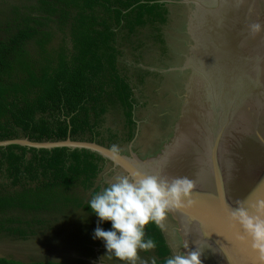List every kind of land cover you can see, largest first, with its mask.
<instances>
[{"label": "water", "instance_id": "1", "mask_svg": "<svg viewBox=\"0 0 264 264\" xmlns=\"http://www.w3.org/2000/svg\"><path fill=\"white\" fill-rule=\"evenodd\" d=\"M76 4L98 144L0 147L95 153L104 187L137 172L193 179L192 205L169 212L166 230L145 227L156 247L140 251L137 264H164L196 246L202 264H262L230 212L241 202L256 215L264 200V0Z\"/></svg>", "mask_w": 264, "mask_h": 264}, {"label": "trees", "instance_id": "2", "mask_svg": "<svg viewBox=\"0 0 264 264\" xmlns=\"http://www.w3.org/2000/svg\"><path fill=\"white\" fill-rule=\"evenodd\" d=\"M66 138L98 144L76 0H0V141ZM101 171L87 150L0 147V232L26 236L6 226L22 224L16 213L81 208L97 218L76 192L103 189Z\"/></svg>", "mask_w": 264, "mask_h": 264}, {"label": "clouds", "instance_id": "3", "mask_svg": "<svg viewBox=\"0 0 264 264\" xmlns=\"http://www.w3.org/2000/svg\"><path fill=\"white\" fill-rule=\"evenodd\" d=\"M261 28L260 22L249 25L252 35L258 34ZM112 151H118L116 146ZM194 188L193 179L187 176L168 177L140 172L132 177L115 176L107 187L91 195V212L99 222H111V230L105 231L97 226L93 239L102 240L107 253H111L121 264H137L140 251L147 252L156 247L153 239L145 240V227L154 224L166 230L168 213L191 206ZM237 205L230 212V220L243 229L245 235L238 239L243 241L245 237L250 238L252 250L258 253L264 264V200L257 201L253 206L256 215H250L241 202H237ZM182 248H189L186 240ZM201 255L202 251L196 246L195 250L180 251L167 258L164 264H202ZM140 264L147 262L141 261ZM151 264H157L155 258Z\"/></svg>", "mask_w": 264, "mask_h": 264}, {"label": "rangeland", "instance_id": "4", "mask_svg": "<svg viewBox=\"0 0 264 264\" xmlns=\"http://www.w3.org/2000/svg\"><path fill=\"white\" fill-rule=\"evenodd\" d=\"M9 3L13 0H2ZM97 183L104 184L103 174ZM76 196L82 202L90 201L89 192L77 190ZM22 224L6 225L19 227L24 238L0 232V258L21 263L62 262L74 264H118L111 253H107L104 242L93 239L97 226L111 230L108 221L99 222L86 210L67 208L60 212L45 214L16 213ZM32 219L35 222L29 223Z\"/></svg>", "mask_w": 264, "mask_h": 264}, {"label": "flooded vegetation", "instance_id": "5", "mask_svg": "<svg viewBox=\"0 0 264 264\" xmlns=\"http://www.w3.org/2000/svg\"><path fill=\"white\" fill-rule=\"evenodd\" d=\"M100 176L102 175V171L100 172V174H99Z\"/></svg>", "mask_w": 264, "mask_h": 264}]
</instances>
